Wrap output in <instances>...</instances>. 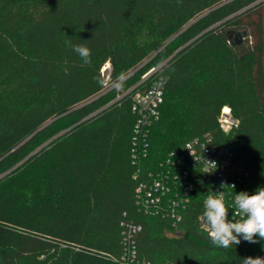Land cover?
Wrapping results in <instances>:
<instances>
[{"label": "trees", "instance_id": "trees-1", "mask_svg": "<svg viewBox=\"0 0 264 264\" xmlns=\"http://www.w3.org/2000/svg\"><path fill=\"white\" fill-rule=\"evenodd\" d=\"M69 42L85 44L91 63ZM163 62L143 171L212 134L249 173L239 192L264 186V0H0V264H123L132 221L138 264L260 255L259 243L213 245L196 203L178 232L137 206L136 117L118 95ZM226 106L240 121L229 134L218 120Z\"/></svg>", "mask_w": 264, "mask_h": 264}, {"label": "built area", "instance_id": "built-area-1", "mask_svg": "<svg viewBox=\"0 0 264 264\" xmlns=\"http://www.w3.org/2000/svg\"><path fill=\"white\" fill-rule=\"evenodd\" d=\"M165 64L163 62L152 67L141 76L136 85L118 95V99L130 96L132 111L136 117L132 142V161L136 168L134 179L138 182L136 204L148 216L172 221L175 232H178L188 207L196 203L201 207L199 227L208 234L203 220L206 196L223 191L225 203L230 208L228 218L232 219L235 192L239 193V187L246 181L249 173L235 162L231 149L219 143L212 134L187 141L181 148L171 151L158 168L143 171V162L149 154L151 128L161 118L166 88L163 74ZM108 69L109 62L101 69L106 81L111 76ZM218 120L220 129L225 134L237 129L240 123L228 106L222 109ZM205 159L214 161L216 166ZM233 185L234 188H231ZM234 219L239 220L240 217L236 216ZM141 229V225L134 221L130 223L129 231L124 237L126 251L122 258L123 264H138L133 236ZM258 243L262 245L259 256L264 257V241L258 240ZM240 244L249 246L250 243L241 239Z\"/></svg>", "mask_w": 264, "mask_h": 264}, {"label": "clouds", "instance_id": "clouds-1", "mask_svg": "<svg viewBox=\"0 0 264 264\" xmlns=\"http://www.w3.org/2000/svg\"><path fill=\"white\" fill-rule=\"evenodd\" d=\"M69 46L85 65L91 63V50L85 44L72 45L69 42ZM119 79L123 80V77ZM206 161L216 166L214 161ZM203 206V220L210 241L216 247L227 249L232 245L237 246L241 239L253 244L258 240L264 241V186L258 187L252 194L247 191L235 192L232 219L228 218L230 208L225 203L223 191L208 194ZM236 216L240 219L235 220ZM241 261L242 264H264V257L249 256Z\"/></svg>", "mask_w": 264, "mask_h": 264}, {"label": "rangeland", "instance_id": "rangeland-1", "mask_svg": "<svg viewBox=\"0 0 264 264\" xmlns=\"http://www.w3.org/2000/svg\"><path fill=\"white\" fill-rule=\"evenodd\" d=\"M147 64V61L144 63V65H146ZM109 68V67H108ZM144 68V66H142L141 67V69L140 70H138V72H137V76H136V80H135V82L137 83V82H139L141 79V74H142V72H143V69ZM109 71V73L111 74V70H112V66H111V63H110V69H108ZM111 88L109 87V86H106L105 88H104V91L103 92H107V91H109ZM102 92V93H103ZM59 135H61V134H58L57 136H55L54 138H51V139H49V140H47L45 143H43L40 147H43V146H45V145H47L48 143H50L53 139H55L56 137H58ZM39 149V148H38Z\"/></svg>", "mask_w": 264, "mask_h": 264}, {"label": "water", "instance_id": "water-1", "mask_svg": "<svg viewBox=\"0 0 264 264\" xmlns=\"http://www.w3.org/2000/svg\"><path fill=\"white\" fill-rule=\"evenodd\" d=\"M244 35L243 32H229L230 41H235L236 44H242Z\"/></svg>", "mask_w": 264, "mask_h": 264}]
</instances>
